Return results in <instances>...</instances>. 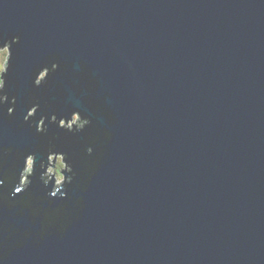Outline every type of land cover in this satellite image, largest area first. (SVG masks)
<instances>
[{
  "label": "water",
  "instance_id": "1",
  "mask_svg": "<svg viewBox=\"0 0 264 264\" xmlns=\"http://www.w3.org/2000/svg\"><path fill=\"white\" fill-rule=\"evenodd\" d=\"M0 47V264H264V0H0Z\"/></svg>",
  "mask_w": 264,
  "mask_h": 264
},
{
  "label": "rangeland",
  "instance_id": "2",
  "mask_svg": "<svg viewBox=\"0 0 264 264\" xmlns=\"http://www.w3.org/2000/svg\"><path fill=\"white\" fill-rule=\"evenodd\" d=\"M6 56H7V51H6V49H0V74H1V72L4 70V61H6ZM40 76V75H39ZM0 83H2V86H0V88H2L3 87V82L1 81V79H0ZM2 102H3V100H2ZM8 112H9V109H8ZM30 112H31V110H30ZM33 112V111H32ZM31 114V113H30ZM69 122H71L72 124L74 123H76V114H73V116H72V119L70 120V121H67V125H65L67 128H69ZM60 123H61V126H63V124L65 123V121L64 120H61L60 121ZM60 123H59V125H60ZM70 123V124H71ZM71 127H72V125H71ZM32 157V156H31ZM51 158H53V155H51ZM50 162H51V159H50ZM26 163V162H25ZM24 163V164H25ZM49 164V163H48ZM51 166V168H53L54 167V165H52V164H50ZM30 166H32L33 167V157H32V159H31V162H30ZM53 166V167H52ZM60 170H61V168H60ZM32 171H33V168H31V173H32ZM21 172H22V174H23V172H24V169L23 170H21ZM45 176H51V174L50 173H47V174H45ZM22 182H24V183H26V180L25 179H23L22 180ZM63 182H64V178H63ZM62 182V183H63Z\"/></svg>",
  "mask_w": 264,
  "mask_h": 264
},
{
  "label": "clouds",
  "instance_id": "3",
  "mask_svg": "<svg viewBox=\"0 0 264 264\" xmlns=\"http://www.w3.org/2000/svg\"><path fill=\"white\" fill-rule=\"evenodd\" d=\"M0 86H2V83H0ZM31 159H32V157L29 155L28 157H26V160L28 161V166H26V168L24 169V172L26 173V174H31V167H30V162H31ZM57 160L59 161V157L57 158ZM64 165H62V164H60L59 162H58V164H57V168H56V170H55V185H56V188H59V186H60V184L62 183V180H63V177H62V175L60 174V172H59V168L60 167H63ZM48 173H52L53 172V169L50 167V168H48ZM26 176L24 177V179L26 180ZM56 189H54V191H55ZM17 191H19V189H17Z\"/></svg>",
  "mask_w": 264,
  "mask_h": 264
},
{
  "label": "bare ground",
  "instance_id": "4",
  "mask_svg": "<svg viewBox=\"0 0 264 264\" xmlns=\"http://www.w3.org/2000/svg\"><path fill=\"white\" fill-rule=\"evenodd\" d=\"M37 76H39V74H38ZM10 102L13 103V100H10ZM10 109H12V108L10 107ZM30 110H31V109H30ZM7 114H10V113L7 112ZM30 115H32V114H30ZM24 118H27V114H26V116H25ZM41 121H42V120H41ZM60 121H61V120H60ZM60 121H59V123H60ZM68 121H70V120H68ZM60 125H61V123H60ZM73 125H74V124H73ZM60 127H61V126H60ZM44 177H46L45 174H44ZM50 177H51V176H48L47 178H50ZM46 181H48V179H46ZM62 182H63V180H62ZM24 184H25V183L22 182L20 188H21ZM62 184H63V183H62ZM51 192H52V189H51Z\"/></svg>",
  "mask_w": 264,
  "mask_h": 264
}]
</instances>
